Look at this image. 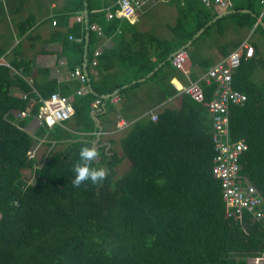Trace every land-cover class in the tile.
Wrapping results in <instances>:
<instances>
[{
	"label": "trees",
	"instance_id": "trees-1",
	"mask_svg": "<svg viewBox=\"0 0 264 264\" xmlns=\"http://www.w3.org/2000/svg\"><path fill=\"white\" fill-rule=\"evenodd\" d=\"M234 1L235 10L248 9L252 14L217 20L193 41L194 46L214 29L224 36L225 22L245 28L256 26L259 17L264 22L260 0ZM78 2L77 11H81L84 2ZM171 5L178 17L174 25H168V36L147 31L128 40L120 35L115 38L116 48L102 52L95 68L98 75L91 76L95 93L81 92L85 84L79 80L63 86L54 81L30 83L25 63L0 64V264H251L248 258L264 256V220L253 221L247 213L230 217L221 182L212 173L216 151L209 103L216 84L202 83V103L182 93L180 109L166 108L156 121L151 116L136 121L120 141L123 156L114 140L109 148L100 141L93 166L107 167L108 177L101 183L72 184L80 149L95 147L100 132L94 111L102 118L115 110L106 95L120 90L124 96L153 82L164 103L181 93L173 78L188 84L173 60H167L217 11L203 0H172ZM108 8L118 10L109 2L88 0L90 27L99 24L105 36H112L122 21L108 19ZM75 27L70 34L74 40L68 36L65 47L78 54L70 62L74 71L83 67L86 33L93 46L90 62L100 41L84 23ZM257 27L264 36L263 26ZM222 51L229 56L230 51ZM164 62L146 82L124 88ZM259 67L264 69V60L243 57L233 73V88L247 100L230 107L229 138L248 145L240 175L264 199V79H254ZM192 78L197 79L194 74ZM16 90L23 95H15ZM54 93L73 98V117L52 127L39 124L31 134L28 127L38 118L43 101ZM97 100L101 103L95 107ZM23 112L27 115L22 116ZM37 144L49 148L41 165L32 152ZM126 158L131 167L118 176L117 169ZM28 170L31 177L25 175Z\"/></svg>",
	"mask_w": 264,
	"mask_h": 264
},
{
	"label": "crops",
	"instance_id": "crops-1",
	"mask_svg": "<svg viewBox=\"0 0 264 264\" xmlns=\"http://www.w3.org/2000/svg\"><path fill=\"white\" fill-rule=\"evenodd\" d=\"M102 1L109 2L112 6H117L119 0ZM171 1L172 0H146V5L135 20L119 18L122 21L121 27L115 35L105 36L103 29L100 35L97 31L93 30L100 38L94 52L100 51L102 54L104 50L116 48L117 42L115 38L120 35H124L128 40L134 39L137 32L155 31L160 36H168V25H174L178 17L177 8L171 5ZM83 2V10L77 11V6H79L78 0H0V7L1 4L4 5L3 10L0 8V52L4 51L0 57V64L13 66L15 63H25L26 68L31 72L28 77L30 83L34 81L44 83L54 81L59 86H63L77 81V78L72 77L74 70L71 69L70 62L71 59L72 61L76 60L78 54L67 51L65 47L67 37L69 36L68 39L70 40V34L73 29L76 28L75 26L77 24L84 23L86 30L89 31L92 29V27H90L88 0H83ZM231 3L232 5L228 7L216 5L215 3L211 5L205 3L207 7L213 6L217 11V16L214 18L216 20L213 23L223 17L236 13L252 14L248 9L235 10L237 2L231 0ZM156 7L160 9L152 13ZM110 8H108V12ZM171 10L174 11L175 15V21L172 23L165 17ZM259 10H262L264 13V6L262 4ZM253 15L255 16V14ZM79 18H82V20ZM54 21L56 25L53 24ZM23 23H25V25H22ZM225 23L226 32L224 36H220V29H214L210 35L199 41L196 46H194L192 42L190 47L187 48L190 49V53L196 58V62H194L191 61L189 57L186 64V68L190 72V78H192V74H194L197 77L196 80L200 79L211 67L225 60L228 56L226 57L224 55L222 49L227 52L230 51V54L236 50H241L244 54V58H248L245 56V45L252 46L254 50V45H257L258 52L256 53L255 50L253 57L257 60H264V36L257 32L258 24L264 28V22L261 17L257 20L258 24L252 28L237 27L229 21ZM94 25L100 26L99 24ZM24 28L26 31L23 32ZM92 47L90 35L89 32H87L84 44L83 67H76L80 68L82 73L87 76V81L83 83L85 85L81 88V92L84 93L94 91L91 76L93 74L95 76L98 75L95 70L98 64L92 66V62L89 61V52ZM95 53L93 59H95ZM99 57H97V60ZM208 63L210 66L205 69L204 67H206ZM164 64L165 63L160 64L158 70ZM21 69H23V66ZM185 77L188 78L186 75ZM254 79L257 82H262L264 74L262 77L258 75L257 72L255 73ZM140 80L134 81L124 86V88L130 87L137 82H146V80ZM172 83L175 86V84H184V81L182 82L180 78H173ZM156 84L157 83L153 82L144 84L137 90L124 94V96L119 95L120 90H117L113 94L104 97L105 99L112 98L111 101L115 104V110L110 114H104L102 118L96 117L94 111L93 116L97 120V125L100 128V132L97 134V139L95 141V148L100 146V141L101 145H108V148L111 146V141L113 140L115 145L120 143L136 121H141L152 113L159 114L166 108H181L182 93L161 103L159 101L160 94ZM15 95L21 96L23 93L16 90ZM67 98L72 103L73 98ZM103 112H105V110ZM121 119L126 121L127 125L122 130H119L117 128V122ZM38 126L39 122L35 119L29 127H33L32 130L34 132H32L35 133Z\"/></svg>",
	"mask_w": 264,
	"mask_h": 264
},
{
	"label": "built area",
	"instance_id": "built-area-1",
	"mask_svg": "<svg viewBox=\"0 0 264 264\" xmlns=\"http://www.w3.org/2000/svg\"><path fill=\"white\" fill-rule=\"evenodd\" d=\"M207 5L215 3L223 7L231 6V0H204ZM264 6V0H261ZM146 5V0H119L118 10L116 12L109 10L108 19L126 18L135 20L139 13ZM80 19V18H79ZM82 20V18L80 19ZM56 25V22H53ZM92 30L102 34V28L98 25L92 26ZM70 40H74L70 36ZM81 40L80 38L75 39ZM245 56L250 58L255 54L252 46L245 45ZM100 51L95 53V59L92 66L98 64L97 57ZM244 54L241 50H236L225 60L211 67L200 79L193 81L190 79V72L186 68L189 60V52L182 48L178 50L172 60L174 66L182 71L189 79L188 84H175L179 92L189 95L196 102H204L205 93L202 83L207 85L216 84L214 98L209 103V112L213 124V142L215 145L216 157L212 173L215 178L219 179L222 187V195L229 209L230 217L242 216L247 213L252 220H264V199L257 188L245 180L241 175V157L248 150V145L244 140L233 142L229 138L230 116L229 110L231 105H243L247 96L233 88V73L241 65ZM72 77L77 78L82 83L87 81V76L82 73L80 68H76ZM101 102L97 100L94 106L97 107ZM75 109L67 97L54 93L50 99L43 101L40 113L38 115L39 124L46 123L48 126L68 120L73 117ZM23 112L22 116H26ZM154 121L158 119L157 114H151ZM127 125L123 119L117 122V128L122 130ZM264 256L256 257L260 261Z\"/></svg>",
	"mask_w": 264,
	"mask_h": 264
},
{
	"label": "clouds",
	"instance_id": "clouds-1",
	"mask_svg": "<svg viewBox=\"0 0 264 264\" xmlns=\"http://www.w3.org/2000/svg\"><path fill=\"white\" fill-rule=\"evenodd\" d=\"M97 156L98 152L94 146H84L80 149L79 160L73 168L74 177L72 184L74 186L79 187L85 181H91L94 184L101 183L108 177L109 170L107 167L93 166V162Z\"/></svg>",
	"mask_w": 264,
	"mask_h": 264
},
{
	"label": "rangeland",
	"instance_id": "rangeland-1",
	"mask_svg": "<svg viewBox=\"0 0 264 264\" xmlns=\"http://www.w3.org/2000/svg\"><path fill=\"white\" fill-rule=\"evenodd\" d=\"M160 8L159 7H156L153 11H152V13H155V12H157L158 10H159ZM168 15V16H167ZM165 17L168 19V20H170L169 22H174L175 20V15H174V11H170V13H168ZM262 70H263V72H262ZM257 72H258V75H261L262 77H263V74H264V69H262V68H258L257 69ZM256 72V73H257ZM257 76V75H256ZM29 128V131H30V133L31 134H33V130H32V128L33 127H28ZM33 131V132H32ZM115 148H116V150H117V152L121 155V156H123V152H122V149H121V146H120V143H117L116 145H115ZM49 148L47 147H45V146H42L41 144H37L36 146H35V148L33 149V154L35 155V157L38 159V162H39V164L41 165V164H43L45 161H46V159H47V157H48V154H49ZM131 167V162L126 158L121 164H120V166L118 167V169H117V172H118V176H121V175H123L124 173H126L128 170H129V168ZM25 175L27 176V177H31V173H30V171L28 170V171H26L25 172ZM31 182L33 183L34 182V180L32 179L31 180ZM264 258V257H263ZM248 260V262L249 263H253V264H264V259H262V260H260V261H256V257H250V258H248L247 259Z\"/></svg>",
	"mask_w": 264,
	"mask_h": 264
},
{
	"label": "water",
	"instance_id": "water-1",
	"mask_svg": "<svg viewBox=\"0 0 264 264\" xmlns=\"http://www.w3.org/2000/svg\"><path fill=\"white\" fill-rule=\"evenodd\" d=\"M216 19H214L213 21H211L210 23H208V25L206 26V27H208L209 25H211L214 21H215ZM263 24V23H262ZM206 27L204 28V29H201L195 36H194V38L186 45V46H184L183 48H185V49H187L188 47H190V44L193 42V40H195L196 38H198L203 32H204V30L206 29ZM182 49V48H181ZM177 52V51H176ZM175 52V53H176ZM174 53V54H175ZM174 54H172L169 58H168V60L167 61H170L172 58H173V56H174ZM165 63V62H164ZM158 70V67L151 73V74H149L146 78H144V79H141L140 81H142V80H146L147 78H149V77H151L156 71ZM93 93H94V91H92ZM118 93V92H117ZM108 95H106L105 97H107Z\"/></svg>",
	"mask_w": 264,
	"mask_h": 264
}]
</instances>
